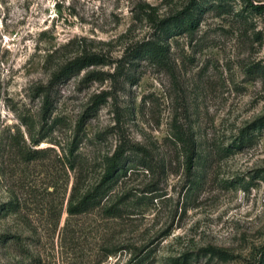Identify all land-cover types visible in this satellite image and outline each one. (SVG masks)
I'll return each mask as SVG.
<instances>
[{"label": "rangeland", "instance_id": "1", "mask_svg": "<svg viewBox=\"0 0 264 264\" xmlns=\"http://www.w3.org/2000/svg\"><path fill=\"white\" fill-rule=\"evenodd\" d=\"M0 264H264V0H0Z\"/></svg>", "mask_w": 264, "mask_h": 264}, {"label": "trees", "instance_id": "2", "mask_svg": "<svg viewBox=\"0 0 264 264\" xmlns=\"http://www.w3.org/2000/svg\"><path fill=\"white\" fill-rule=\"evenodd\" d=\"M250 7L253 10L256 11H261L260 6H256L253 4H249ZM185 19L186 21L184 22V24H182L180 27H178V33L180 32H187V31H193L197 25H198V21H199V14L198 16H196L194 19H192L188 13L185 14ZM145 47H142L138 50V52H136L135 56L137 55H141L144 56L147 55L148 57L158 61L160 59V57L163 55V47L159 46L158 44H152V43H147L144 44ZM97 63V60L94 58V56L92 55H82V56H78L75 57L73 59H70L68 61H66L64 64H62L56 71H54L51 74L50 80L48 82V85L46 88L41 90V95H42V108H41V112H42V119H45L47 116V113L50 112L51 109V102L49 100V89H51V86H53L54 84L57 83H61L67 79H69L72 75L76 74L77 72H79L81 69L89 66V65H93ZM96 103V100L94 99L89 108H93V105ZM87 111V110H86ZM85 111V112H86ZM46 113V114H45ZM31 153L32 156H29V158L27 159H33L35 156V151H32ZM116 160H117V152H115V154L113 155V157L108 161L105 171L101 177V182H104L106 180H108L113 173L116 170ZM188 162H190V156H188ZM189 166V163L188 165ZM84 199V198H83ZM81 199L79 203L83 202L84 200ZM85 210V206H82L80 208H77V211H83Z\"/></svg>", "mask_w": 264, "mask_h": 264}]
</instances>
